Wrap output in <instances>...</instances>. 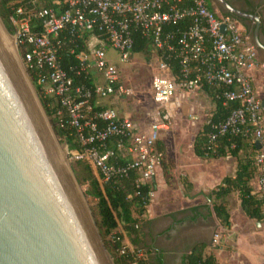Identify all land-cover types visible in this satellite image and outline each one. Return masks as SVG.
I'll return each instance as SVG.
<instances>
[{"label": "built area", "instance_id": "built-area-1", "mask_svg": "<svg viewBox=\"0 0 264 264\" xmlns=\"http://www.w3.org/2000/svg\"><path fill=\"white\" fill-rule=\"evenodd\" d=\"M47 1V3H46ZM51 1V4H49ZM10 20L23 59L35 72V84L43 95L57 97L61 108L56 115L61 127L69 125L78 146L70 148L68 158L86 161L96 171L100 182L129 169L138 173V182H152L162 164L163 154L156 143L163 129H168L169 107L179 108L178 98L186 92L203 91L204 85L225 86V103L238 102L226 122L209 135V148L217 147L218 135L238 133L243 126L257 147L258 190L264 193V98L253 83V72L264 70L259 48L240 21L213 9L209 0H17ZM188 21L185 29L164 33V26ZM141 28L153 36L155 48L174 50L180 61L182 80L171 71L165 54L151 78L152 99L163 107L161 120L143 130L129 116L112 107L94 110L93 94L102 99L132 95L117 64L109 57L112 49L120 63L133 58V29ZM224 29V30H223ZM67 32L75 52L79 38L84 48L77 54L79 63L62 66L59 51L65 46ZM176 50V49H175ZM94 75V87L76 84L74 76ZM67 116V118H65ZM168 119V120H166ZM104 125V126H102ZM252 126V130H251ZM116 137V149L126 165L112 162L117 151L107 144ZM154 190L150 191V202ZM223 233H215L219 242ZM129 247L123 243L121 253ZM140 253H138L139 255Z\"/></svg>", "mask_w": 264, "mask_h": 264}, {"label": "water", "instance_id": "water-1", "mask_svg": "<svg viewBox=\"0 0 264 264\" xmlns=\"http://www.w3.org/2000/svg\"><path fill=\"white\" fill-rule=\"evenodd\" d=\"M217 1L257 21L254 42L264 49L260 17ZM68 149L0 20V264H114L66 160Z\"/></svg>", "mask_w": 264, "mask_h": 264}, {"label": "trees", "instance_id": "trees-1", "mask_svg": "<svg viewBox=\"0 0 264 264\" xmlns=\"http://www.w3.org/2000/svg\"><path fill=\"white\" fill-rule=\"evenodd\" d=\"M49 2V4H51V1ZM17 4V0H0V15L6 28L12 33L15 32V27L10 20V16ZM231 16L234 17L233 15ZM235 18L237 19V17ZM187 24L188 21H181L175 25L168 24L164 26L163 30L164 33H176L178 29H185ZM132 36L134 39L132 46L133 56L138 53H149L157 57L163 54H165V57L170 55L166 60L170 64L172 74L178 80L183 79L180 61L176 57L178 46L175 41H172L171 44L175 46L176 50L159 49L155 48L153 44V36L145 35L141 28L133 29ZM61 37H66L67 41L65 46L59 51L60 61L62 66L69 70L70 66L79 63L76 54L84 48V44L77 38L78 46L75 47V52L71 53L70 49L73 43L71 39L67 37V32H63ZM30 72L35 83L36 74L33 71ZM94 78L93 74L74 76L76 84H84L91 88L94 87ZM38 88L41 94V101L47 114L51 115L53 118L57 134L62 140L69 144L70 148H76L78 143L74 135H71L73 129H71L69 125L61 127L59 124V119L56 115L57 111L61 108L59 99L57 97L43 95L41 87L38 86ZM225 89V86L204 85L203 91H207L210 94L215 103V110L196 135L194 140V151L198 157L204 159H217L230 156L236 160L237 166L235 173L226 176L222 183L210 193L215 213L222 224L225 226H229L230 224L229 197L233 193L239 194L241 207L248 217L262 221L264 220V193L254 189L253 181L258 175V168L256 166L257 145L253 142L251 134L245 133L244 127L240 126L238 133L228 131L225 134L218 135L216 139L217 147L215 149L209 148V135L211 133H216L218 131L217 126L226 122L232 111L239 105L236 101H228L225 103L223 97ZM112 99L113 98H109L110 101ZM90 101L91 104H93L94 110H102L107 107L116 109L115 104L111 102L106 103L95 94H93ZM65 118H67V116H65ZM116 139V137H112L107 141V144L117 151V157L113 158L112 162L118 165H126L127 160L120 156V153L115 148L117 145ZM160 149L161 148H159V150ZM76 162L77 163L74 164V170L77 175H81L79 180L81 183L86 182L89 185L86 193L97 199L94 208L96 222L108 248L111 251H116V263L130 264L134 262L140 250L136 248L132 252L127 249L126 253H121L123 236L119 233L118 227L119 224H122L131 243L137 244L138 240L141 239L142 215L145 213L147 205L150 202V191L154 190V182L139 183L137 181V171L129 169L126 174L115 175L108 182L101 183L96 171L88 162ZM162 164H166V156H163ZM138 264H149V262L141 259L138 261ZM184 264L219 263L214 256L210 255L204 257L196 249L185 259Z\"/></svg>", "mask_w": 264, "mask_h": 264}, {"label": "crops", "instance_id": "crops-1", "mask_svg": "<svg viewBox=\"0 0 264 264\" xmlns=\"http://www.w3.org/2000/svg\"><path fill=\"white\" fill-rule=\"evenodd\" d=\"M232 1L246 10L260 13L261 16L262 12L264 13V0ZM222 13L231 16L228 12ZM261 42L264 44V41ZM110 58L118 67L124 64L120 63L117 57ZM154 58L157 65L158 58L157 56ZM263 72L257 70L252 74L253 83L261 98L264 96L259 93L257 81ZM181 98L183 96L178 98L180 103L183 102ZM159 108L160 112H163V107ZM169 108L170 116L179 109L173 105ZM157 149L159 150L158 146ZM159 151L166 156V164L160 165L152 181L154 197L142 215L141 239L136 245L131 243L123 225L119 224L118 227L119 233L123 236V243L129 250L133 252L139 248L140 252H145L148 255L145 260L149 264H184L185 259L196 249L204 257L214 256L219 264H264V220L252 219L244 213L238 193H233L229 197V226L222 224L213 207L211 191L217 188L226 176L235 173L237 164L234 163V169L231 164L227 168L217 169L216 166L222 160L231 157L212 159V172L201 169V174L197 177L192 167H182L172 161L168 163L165 151L163 149ZM192 151L198 157L194 145ZM253 182L254 189L258 190V179ZM217 232L223 233V238L219 242H214V235ZM134 263L138 264L136 257L130 264Z\"/></svg>", "mask_w": 264, "mask_h": 264}, {"label": "rangeland", "instance_id": "rangeland-1", "mask_svg": "<svg viewBox=\"0 0 264 264\" xmlns=\"http://www.w3.org/2000/svg\"><path fill=\"white\" fill-rule=\"evenodd\" d=\"M0 20L2 24L5 25L1 15ZM262 21L264 24L263 12ZM244 29H246V31L250 34L252 40H254V28L246 26L244 27ZM8 32L11 34V41L23 66V69L27 73L28 78L33 83L35 91L41 101L40 90L31 77V72L23 59L22 49L17 44L14 37L15 34L10 32L9 30ZM259 38L260 41H264V29L261 37L259 33ZM108 55L112 58L116 57V53L113 50L108 51ZM259 57L262 61H264V50L259 49ZM155 65L156 59L154 58L153 54L138 53L134 55L130 63L122 64L121 66H119L121 69L122 78L128 86L133 88L134 93L132 95L120 96L119 98L112 99L111 101L109 99H103V101L106 103L111 102L115 104L116 110H118L120 114L131 117L143 130H149L152 124L158 122V120H161V118H158L160 115V106L154 102L151 94V78L154 73L153 71ZM257 88L260 95L264 96V72L258 78ZM183 94L181 95L183 96V98H181L183 100V102L181 103V107L176 112H173L172 116H170L168 122L169 128L161 130L157 146L165 151L167 158L169 159L168 163H171L172 161V163H179V165L182 167H192L191 169L193 170L194 175H197L198 177L201 174V169H204L206 172H212L211 164L213 160L196 157L192 150L196 135L215 110V103L207 91L201 90L196 93L187 92L185 93L186 95L184 94L185 97ZM43 109L59 141L63 144L67 143L62 140L57 134L53 118L51 115L47 114L44 105ZM174 154L175 156H173ZM66 155L68 156L67 153H65V156ZM66 160L72 167L75 179L77 180L80 190L84 195L87 206L91 211L92 217L96 221L94 208L96 206L97 199L89 196L86 193L89 185L86 182L81 183V181L79 180L81 178V175H77L74 170V164H76L77 162L72 161L69 158H66ZM234 163L236 164V160L231 157L228 160H222L221 162H219L216 168H227L231 164L232 169H234ZM102 240L106 248L108 249L114 264H117L116 251H111L108 248L103 237ZM147 256L148 255L145 252H140L139 256L137 255L136 258L138 261L141 259L145 261Z\"/></svg>", "mask_w": 264, "mask_h": 264}, {"label": "flooded vegetation", "instance_id": "flooded-vegetation-1", "mask_svg": "<svg viewBox=\"0 0 264 264\" xmlns=\"http://www.w3.org/2000/svg\"><path fill=\"white\" fill-rule=\"evenodd\" d=\"M233 8L243 12V13H247V14H252V15H257L260 17V27H259V33H260V37L262 36L263 33V23H262V16L260 15V13H254V11L252 10H246L244 7L236 5L232 0H226ZM209 3L211 5V7L213 9H215L218 12H228L227 7H225L223 4H221L219 1L217 0H209ZM231 15H233L234 17H237V19L241 22L242 25H245L247 27H252L254 28V38H255V30L257 28V21L251 17H246V16H239L236 15L235 13H230ZM253 38V39H254ZM261 50H264L262 48H259Z\"/></svg>", "mask_w": 264, "mask_h": 264}]
</instances>
